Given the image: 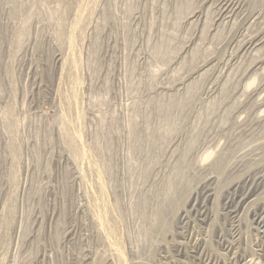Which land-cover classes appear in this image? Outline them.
<instances>
[{"label":"rangeland","instance_id":"rangeland-1","mask_svg":"<svg viewBox=\"0 0 264 264\" xmlns=\"http://www.w3.org/2000/svg\"><path fill=\"white\" fill-rule=\"evenodd\" d=\"M0 264H264V0H0Z\"/></svg>","mask_w":264,"mask_h":264}]
</instances>
